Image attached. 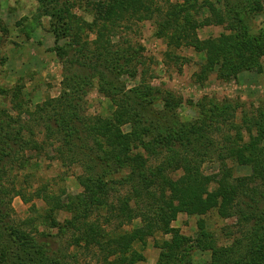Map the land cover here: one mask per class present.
<instances>
[{
	"label": "trees",
	"instance_id": "16d2710c",
	"mask_svg": "<svg viewBox=\"0 0 264 264\" xmlns=\"http://www.w3.org/2000/svg\"><path fill=\"white\" fill-rule=\"evenodd\" d=\"M154 4L153 0L98 1L95 21L103 24L100 31L110 32L112 27L113 38L123 23L161 18L158 37L169 32L170 46H191L206 54L199 73L203 80L213 73H219L220 79H231L262 66L264 31L253 34L233 4L228 3L223 11H217L207 1L198 5V0H184L182 5L168 3V11L157 1L155 7ZM205 5L211 6V14L203 21L187 15L190 9L203 10ZM213 25L225 27L226 33L202 40L199 29ZM108 46L109 37L97 51V62L103 59L105 67L116 76L134 77L129 69L136 58L130 53L132 47L114 54ZM92 87L91 77L72 76L63 82L58 98L38 106L34 112L26 111L28 115L33 112L32 120L44 124L46 134L40 150L47 140H52L48 145L56 148L57 160L84 170L78 177L83 193L70 197V203L63 204L57 197L55 201L47 189L36 190L37 196H44L49 204L56 202L48 216L51 221L46 223L60 235L70 236L69 245L80 248L82 243L83 248L97 250L102 264L144 262V255L134 248L141 245L144 250L147 240L157 233L171 236L170 241L159 244L157 264H185L194 247L210 253L208 264H264V108L246 116L242 124L233 125L234 135L217 140L215 134L221 133L220 127L232 124L236 117V108L229 102L203 103L196 122L174 128L166 122L154 126L143 114L145 104L156 102L148 99L154 95L149 85L122 94L124 99L117 102L118 109L111 119L85 116L83 105ZM15 123H19L17 130L10 128L8 120L0 122V180L5 169L2 159L5 162L6 157L12 158L18 144L25 150L38 145L32 140L35 135L29 120L19 116ZM125 126L130 129L125 131ZM152 158L159 164L153 167ZM210 162L218 163L219 172L206 177L201 169ZM232 163L249 168L251 174L236 177ZM180 170L182 175L174 179L171 175ZM117 189H125L126 193L116 195ZM2 194L5 192L0 190V197ZM1 205L0 202V232H9L21 244L26 264H68L48 242L12 227ZM66 209L75 215L61 222L58 213ZM213 211L223 220H237L233 232L223 229V236L231 240L228 245L220 244L219 235L208 229L203 218ZM180 213L200 217L195 239L172 227ZM136 219L141 220V226L123 230ZM14 259L21 261L0 234V264H12Z\"/></svg>",
	"mask_w": 264,
	"mask_h": 264
},
{
	"label": "rangeland",
	"instance_id": "374dc122",
	"mask_svg": "<svg viewBox=\"0 0 264 264\" xmlns=\"http://www.w3.org/2000/svg\"><path fill=\"white\" fill-rule=\"evenodd\" d=\"M98 1L102 0H0V122L8 120L10 128L17 130L19 123L15 122L19 116L23 121L29 120L35 135L32 140L38 142L36 147H32L33 150H25L18 144L11 154L12 158L6 157L5 162L2 159L5 169L1 174L0 190L5 195L0 197L1 207L4 214L9 215L7 222L12 227L24 235L48 242L68 264L102 262L97 250L83 248L82 243L80 248L69 245L70 236L60 235L55 227L46 223L51 221L48 216L51 217L50 209L56 202L49 204L44 196L38 197L36 193L38 189H47L53 193L55 201L57 197L67 204L70 197L74 199L84 190L78 181V177L84 173L83 168L64 165L57 160L59 155L55 152L56 148L48 145L52 140H47L45 148L40 150L46 134L44 124L32 120L38 106L61 95L65 80H70L72 76L92 78L93 87L83 105L85 116L90 118L111 119L118 109L117 102L124 99L122 94H130L145 85H149L154 94L152 98L149 95L148 99L156 102L145 104L143 114L154 126L166 122L167 126L174 128L196 122L201 117L200 107L203 103L229 102L236 108V117L232 124L220 127L221 133L215 134L217 140L224 139L222 136L234 135L233 125L242 124V120L248 118L246 116L264 108V59L260 62V68L242 72L231 79H220L219 73H213L203 80L199 73L205 64L206 54L191 46H170L169 32L158 37L161 18L123 23L112 38V27L110 32L100 31L103 24L95 21V4ZM153 1L166 6L165 11L168 3H184V0ZM204 1L216 7L217 11L227 9V4L231 3L236 10L239 9L253 34L264 31V0H198V5ZM211 6L205 5L203 10L190 9L187 15L201 22L210 16ZM223 33H226L225 27L214 25L198 31L202 40L218 38ZM108 37L111 41L108 47L114 54L132 47L130 53L136 58L129 69L134 77L126 74L116 76L112 69L105 67L103 59L97 62V51ZM26 111L33 112L28 115ZM9 117L14 120H9ZM129 129V126L124 127L125 131ZM140 151L146 156L143 150ZM150 164L154 167L159 161L153 159ZM230 167L236 177L251 174L249 168L234 163ZM201 170L206 177L214 176L219 172V165L217 162L206 163ZM181 175L182 170L171 176L176 179ZM117 190L119 193L116 195L126 193L125 189ZM74 215L67 209L58 213L61 222L71 220ZM203 218L208 229L219 235L220 244L228 245L231 242L223 236V229L230 228L233 232L236 219L223 220L215 211ZM94 219L96 221L97 218ZM199 219L180 213L172 227L181 235L195 239ZM139 226L141 220L136 219L123 230L132 231ZM8 233L0 232L3 241L21 259H14L12 264H26L21 244ZM170 239L171 236L157 233L147 240L144 250L141 245L135 246V251L145 257V261L139 264H157L161 253L159 244ZM209 261V252L194 247L189 250L185 264H208Z\"/></svg>",
	"mask_w": 264,
	"mask_h": 264
}]
</instances>
